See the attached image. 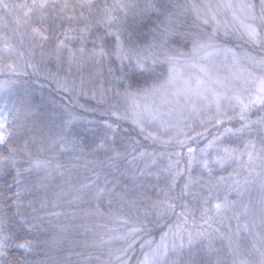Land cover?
I'll return each mask as SVG.
<instances>
[{
	"label": "snow or ice",
	"instance_id": "6c2138e0",
	"mask_svg": "<svg viewBox=\"0 0 264 264\" xmlns=\"http://www.w3.org/2000/svg\"><path fill=\"white\" fill-rule=\"evenodd\" d=\"M0 174V264H264V0H0Z\"/></svg>",
	"mask_w": 264,
	"mask_h": 264
},
{
	"label": "trees",
	"instance_id": "16d2710c",
	"mask_svg": "<svg viewBox=\"0 0 264 264\" xmlns=\"http://www.w3.org/2000/svg\"><path fill=\"white\" fill-rule=\"evenodd\" d=\"M13 184V180L11 176H6L0 174V194H7L8 196L12 195V190H10L9 186ZM255 195V192L252 193ZM219 245V242H217Z\"/></svg>",
	"mask_w": 264,
	"mask_h": 264
}]
</instances>
